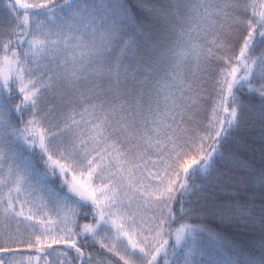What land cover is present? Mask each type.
<instances>
[{
  "label": "snow or ice",
  "instance_id": "6c2138e0",
  "mask_svg": "<svg viewBox=\"0 0 264 264\" xmlns=\"http://www.w3.org/2000/svg\"><path fill=\"white\" fill-rule=\"evenodd\" d=\"M0 264H264V0H0Z\"/></svg>",
  "mask_w": 264,
  "mask_h": 264
}]
</instances>
